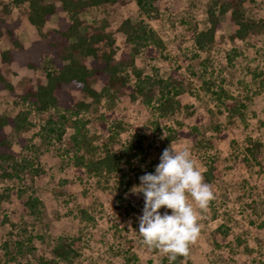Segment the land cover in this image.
Wrapping results in <instances>:
<instances>
[{"label":"rangeland","instance_id":"374dc122","mask_svg":"<svg viewBox=\"0 0 264 264\" xmlns=\"http://www.w3.org/2000/svg\"><path fill=\"white\" fill-rule=\"evenodd\" d=\"M47 1L59 5L58 0ZM208 2L157 0L158 14L148 17L147 23L164 48L152 46L150 55L143 48L135 66L142 77L161 78L167 87L161 91L154 86L148 101L141 94L130 99L121 89L104 93L96 102L81 95L90 105L77 114L61 108L38 112L31 105L14 102L9 91L0 87V116L28 109L29 121L20 133L4 126L21 169L10 177L2 176L0 170V190L7 193L0 215L8 219L0 226V264H45L41 258L62 239H70L77 254L68 260L56 259V264H174L167 253L142 243L136 229L143 198L129 192L140 175L154 171L162 150L170 144L190 149L213 192L206 209L198 210V237L179 263L264 264V30L231 40L235 25L226 12L220 15L222 26L214 43L197 49L192 31L208 25ZM247 2L248 15L264 20V0ZM128 7L136 21L138 13L131 4ZM26 9V2L17 6L0 0V17L14 26L23 48L41 39L28 22ZM94 13L81 17L90 21ZM62 15L64 11L58 9L45 28L57 27ZM115 37L122 46L123 34L115 32ZM7 46L0 37V50ZM0 68L15 89L25 83L36 86L39 81L33 69L15 60L7 64L0 60ZM126 72L128 84L135 85L134 72L129 68ZM93 85L102 88L101 81ZM164 95L174 100L172 112L158 108ZM230 101L242 115L231 114ZM49 116L62 130L60 138L47 130ZM170 129L192 130L195 136L167 140ZM82 134L91 145L87 150L80 142ZM137 140L140 149L132 146ZM107 148L122 153L117 171L76 170V156L100 157ZM210 167L214 169L208 180L205 172ZM34 199V206L24 204ZM19 205H24L21 210ZM217 228L220 231L213 232Z\"/></svg>","mask_w":264,"mask_h":264},{"label":"trees","instance_id":"16d2710c","mask_svg":"<svg viewBox=\"0 0 264 264\" xmlns=\"http://www.w3.org/2000/svg\"><path fill=\"white\" fill-rule=\"evenodd\" d=\"M10 0L19 6L27 3L26 18L35 26L41 39L33 40L30 45L23 48L18 41L14 26L8 24L7 18L0 17V37L7 40L8 46L0 50V60L3 64L17 61L20 65L34 70L38 83L36 86L23 84L15 89L7 76L0 68V87L6 88L16 103L31 105L35 111L44 112L49 108L64 109L74 114L80 110L88 109L90 103L80 96H87L92 101H98L100 97L111 90L123 89L126 95L133 99L137 94L143 95L148 101L153 94L154 86H159L161 91L167 87V83L161 78L142 77L141 72L135 66V58L145 48L147 54L153 53V47L162 49L164 44L151 26L147 18L158 14L157 0ZM132 11L138 13V19L132 21ZM247 0H209L206 7L208 25L198 29L194 27L192 37L197 49L210 47L214 41L216 32L221 28L220 15L229 12V19L235 29L229 35L231 40L244 38L252 33L264 30V20L261 17L248 15L246 9ZM128 7V9H127ZM7 8L3 4L2 9ZM58 9L64 11L57 27L45 28V22ZM96 10L91 15V20L86 21L81 17L82 13ZM115 32L123 34L122 46L116 44ZM153 46V47H152ZM131 69L136 76L135 85L127 82L126 69ZM45 78V82L40 78ZM101 81L102 88L94 87V81ZM220 91H223L220 88ZM222 93V92H221ZM162 113L172 112L174 100L171 96H163L158 105ZM229 110L232 115H242L236 103L230 101ZM28 109L18 110L14 115L0 116V170L1 175L10 177L19 174L20 165L16 161V152L12 147L11 139L4 130L5 125L20 133L29 125L27 119ZM55 120L49 116L46 119L47 130L56 133L60 138L62 130L52 123ZM119 126V124L117 125ZM78 130V129H77ZM178 135L194 138L192 130H172L167 140ZM20 138L21 144L25 139ZM80 142L86 148L91 146L89 140L82 134ZM133 147L140 149V141H135ZM132 146L125 148L130 150ZM259 148V143H255ZM92 154V153H91ZM122 162V153L110 148L105 149L100 157L93 155H78L74 159L76 170L82 172L81 167L88 173H113L117 171ZM213 167L205 172L209 180L213 175ZM32 175H30V178ZM7 193L0 190V203ZM34 202L25 201L24 204L32 207ZM24 205H19V210ZM18 213V212H17ZM16 213V214H17ZM5 215H0V226L7 221ZM220 231L217 228L213 232ZM215 245L217 239L214 240ZM69 239H62L51 249L49 255L41 258L45 264H56L57 260H68L77 254ZM21 245V244H19ZM186 255L177 256L172 260L179 263Z\"/></svg>","mask_w":264,"mask_h":264},{"label":"clouds","instance_id":"9594fccd","mask_svg":"<svg viewBox=\"0 0 264 264\" xmlns=\"http://www.w3.org/2000/svg\"><path fill=\"white\" fill-rule=\"evenodd\" d=\"M138 179L129 192L143 198L136 229L142 243L167 253L170 261L187 255L200 231L198 210L206 209L213 198L190 149L170 144L162 150L154 171L144 172Z\"/></svg>","mask_w":264,"mask_h":264}]
</instances>
